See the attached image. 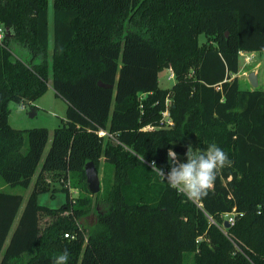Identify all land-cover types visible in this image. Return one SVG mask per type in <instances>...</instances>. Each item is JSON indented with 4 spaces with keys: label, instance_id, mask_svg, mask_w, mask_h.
I'll return each mask as SVG.
<instances>
[{
    "label": "trees",
    "instance_id": "obj_1",
    "mask_svg": "<svg viewBox=\"0 0 264 264\" xmlns=\"http://www.w3.org/2000/svg\"><path fill=\"white\" fill-rule=\"evenodd\" d=\"M46 7L0 0V180L26 189L35 176L24 203L0 191V264H264V89L236 78L238 52L264 53V0H52L50 49ZM47 85L66 108L42 158L47 131L11 128L8 104ZM166 104L172 126L142 131ZM169 152L192 200L168 181ZM100 161L109 176L90 196L83 166ZM57 192L58 208L37 204Z\"/></svg>",
    "mask_w": 264,
    "mask_h": 264
},
{
    "label": "rangeland",
    "instance_id": "obj_2",
    "mask_svg": "<svg viewBox=\"0 0 264 264\" xmlns=\"http://www.w3.org/2000/svg\"><path fill=\"white\" fill-rule=\"evenodd\" d=\"M47 29H48V49L51 48L52 44V0H47ZM204 38L202 36L198 37V43H203ZM239 57V56H238ZM240 58V57H239ZM250 72L256 74L257 78V89H264V53H251L248 64H243L241 59H239V70L236 75L238 85L241 89L251 90L250 85L247 82V76ZM171 70L164 69L157 75V83L158 88L160 89H169L173 85V78L171 77ZM171 77V78H170ZM65 104L64 102L56 97L51 90L50 86L47 85L46 89L42 94H40L37 99L31 104H23V108L20 107V104L9 103L8 110H9V120L8 124L11 128L17 130L23 129H32V128H43L48 133V141L44 148L42 158L45 155L49 142L51 139V134L54 128H56L60 120L64 118L65 112ZM30 110H34V114L29 116ZM185 150L187 152L188 160L192 157L195 153V142L189 141L185 145ZM171 153V154H169ZM168 153V160H169V174L167 173V177L171 179L174 186L178 189L180 193H183L189 200L191 198V187L192 183L194 182V178L189 175L185 170V163L176 157L172 152ZM190 163V161H188ZM97 175L99 180V187L101 189L102 184L108 179L109 170L106 169L101 161L97 168ZM35 177V176H34ZM34 177L30 182V185L26 189H22L19 187H8L4 185L0 180V191L10 194H16L22 197V203L25 202L33 181ZM48 180H55L54 177L48 176L46 181ZM75 186L76 188H71ZM55 188L58 185H54ZM69 190V194L72 197L76 196H84V193L77 187V185L69 181L67 185ZM92 196V195H91ZM93 198V197H91ZM37 204L40 206H45L49 209L58 208L64 202V194L57 192L54 194V197L50 196L49 193H42L39 194L36 198ZM93 201V200H92ZM23 205V204H22ZM227 219V217H226ZM49 222V219L45 216H41L39 219V226L43 228L45 223ZM47 222V223H48ZM79 227L84 230V233H90L94 229V222H95V209L94 204L91 205L88 212L82 217L79 221ZM224 229V228H223ZM25 258L13 262L12 264L21 263ZM183 264H192V256L189 255L185 257Z\"/></svg>",
    "mask_w": 264,
    "mask_h": 264
},
{
    "label": "built area",
    "instance_id": "obj_3",
    "mask_svg": "<svg viewBox=\"0 0 264 264\" xmlns=\"http://www.w3.org/2000/svg\"><path fill=\"white\" fill-rule=\"evenodd\" d=\"M6 33H7V29L0 23V47H4V38H5ZM250 55L251 54L238 52V56L240 57V59L243 62V64H248V60H249ZM171 77H172V73H171ZM20 107L23 108V105H20ZM171 126H172V122H171V120H170V118L168 116L167 104H166L164 110L160 113V119H159L158 123L156 124V126H145L141 130L142 131H148V130H153V129L168 128V127H171ZM96 135L98 137L106 136V134L103 131H100V130L98 132H96ZM169 154H171V153H169ZM149 166L152 167L153 166L152 163H150ZM161 176L166 178V176L163 175V174H161ZM168 181L170 182V184L172 186H174L172 181H170L169 179H168ZM224 217H227V219L225 218L226 219L225 222L228 225L232 224L231 216L225 215ZM64 237L67 238L68 235L64 234Z\"/></svg>",
    "mask_w": 264,
    "mask_h": 264
},
{
    "label": "water",
    "instance_id": "obj_4",
    "mask_svg": "<svg viewBox=\"0 0 264 264\" xmlns=\"http://www.w3.org/2000/svg\"><path fill=\"white\" fill-rule=\"evenodd\" d=\"M247 82L250 85L251 89H255L257 87V78L256 74L253 72H250L247 76ZM96 85L100 88H111L109 85H104L97 81ZM34 114V110H30L29 116H32ZM83 174H84V182L86 185L87 192L89 195H94L99 192L100 187H99V180H98V175L96 168L91 162H87L83 166ZM227 223L224 222L223 226L227 227Z\"/></svg>",
    "mask_w": 264,
    "mask_h": 264
},
{
    "label": "crops",
    "instance_id": "obj_5",
    "mask_svg": "<svg viewBox=\"0 0 264 264\" xmlns=\"http://www.w3.org/2000/svg\"><path fill=\"white\" fill-rule=\"evenodd\" d=\"M253 55H254V53H252ZM8 120H9V117H8V119H7V122H8ZM9 125V124H8Z\"/></svg>",
    "mask_w": 264,
    "mask_h": 264
}]
</instances>
